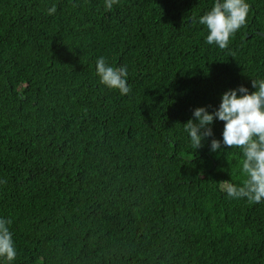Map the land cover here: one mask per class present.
I'll return each instance as SVG.
<instances>
[{"label":"trees","instance_id":"16d2710c","mask_svg":"<svg viewBox=\"0 0 264 264\" xmlns=\"http://www.w3.org/2000/svg\"><path fill=\"white\" fill-rule=\"evenodd\" d=\"M247 3L221 50L199 23L214 0H0L12 264H264V202L221 187L242 184L241 150H210L218 119L198 150L183 125L264 79V0ZM99 57L127 67L128 95L100 83Z\"/></svg>","mask_w":264,"mask_h":264},{"label":"clouds","instance_id":"9594fccd","mask_svg":"<svg viewBox=\"0 0 264 264\" xmlns=\"http://www.w3.org/2000/svg\"><path fill=\"white\" fill-rule=\"evenodd\" d=\"M119 3L120 0H104L105 11H110ZM56 10L53 5L46 11L48 15H53ZM249 10L247 0H214L211 9L199 18V23L207 29L206 43L221 50L227 49L231 38L246 26ZM96 75L101 84L118 90L122 96L131 92L126 66H110L104 57H99ZM251 82L255 91L243 85L229 89L222 94L215 111L198 107L193 111V118L183 125L192 147L198 150L205 138L213 137V122L217 119L224 122L223 139H211L210 150L217 152L222 148H239L242 153L240 171L244 179L240 186L223 181L221 187L232 199L246 198L250 204H259L264 202V79H252ZM11 223L10 219L0 218V259L7 264H12L17 256L9 228Z\"/></svg>","mask_w":264,"mask_h":264}]
</instances>
